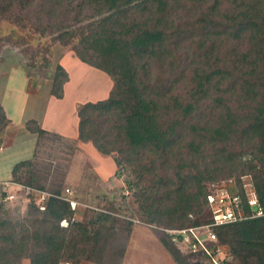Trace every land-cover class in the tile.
<instances>
[{"label": "trees", "instance_id": "obj_1", "mask_svg": "<svg viewBox=\"0 0 264 264\" xmlns=\"http://www.w3.org/2000/svg\"><path fill=\"white\" fill-rule=\"evenodd\" d=\"M36 1L44 17L55 20L54 31H60L74 12L78 15L72 21L87 22L80 32L75 57L110 77L112 89L107 99L78 107L77 138L66 140L74 145L90 142L102 155H118L136 177L134 187L139 189L136 200L143 223L168 230L212 223L207 201L211 190L206 191L202 183L215 181L219 174L227 175L228 163L230 167L244 165L243 150L229 154L228 147L233 141L240 146L251 145L250 154L257 156L259 164L257 180L255 176L251 180L238 179L233 187L225 183L220 186L238 194L244 205L248 199L257 200L264 211V0H184L202 6L207 12L217 11L225 4L233 7L227 17L231 25L226 30L231 31L230 37L237 43L248 45L221 67L195 70L193 87L184 103L172 95L165 101L167 94L159 86L150 85V71L146 67L170 41L165 27L169 0H80L77 10L73 6L78 0ZM73 35L74 31L70 36ZM87 52L91 57L86 58ZM57 71L50 95L62 99L63 86L69 77L61 65ZM206 110L212 113L211 117H206ZM216 112L218 116L212 119ZM6 124L8 120L0 106V125ZM25 128L36 140L37 136L49 133L40 127L31 129L29 122ZM30 160L13 166L10 181L54 194V190L34 178L31 171L34 163ZM24 168L29 178L21 177ZM251 168L255 170L256 166ZM120 173L118 169L109 182ZM23 197L31 211L45 215V229L40 225L32 235L25 231V237L20 238L15 234L0 236V242L12 252L27 256L30 264H59L69 249L62 234L68 228H60L59 222L69 219L74 211L69 203L57 198H49L41 209L35 194ZM122 198L120 214L134 218L126 197ZM202 206L207 220L190 222L187 216L193 208ZM103 219L110 220L108 216ZM212 231L219 245L231 248L232 264L235 261L239 264L237 258L242 264H264L255 263L252 258L255 252L264 253V216L213 227ZM76 234H72L73 239ZM162 237H158L159 241L178 262L177 254L181 256L182 252L171 235L163 231ZM3 250L0 248V256ZM67 255L74 257L73 253ZM184 258L190 262L192 254L187 251ZM231 263L227 258L222 261Z\"/></svg>", "mask_w": 264, "mask_h": 264}, {"label": "rangeland", "instance_id": "obj_2", "mask_svg": "<svg viewBox=\"0 0 264 264\" xmlns=\"http://www.w3.org/2000/svg\"><path fill=\"white\" fill-rule=\"evenodd\" d=\"M37 3L36 0H0V106L8 120L6 126L0 125V146L11 122L7 114L11 118L16 114L20 115L14 110L19 100L26 99L27 105L34 103L38 107H43L45 96L47 92L50 95L53 79L59 73L57 66L62 65L61 60L63 68L68 71L65 70L68 77L69 73L71 74L72 82L68 88L66 101L54 106L57 114H60L55 119L64 120L75 104L77 112L78 107L86 102L107 99L112 89L113 82L111 83L110 77L81 64L75 57L74 50L79 47L80 32L87 22L72 21L71 19L78 15L74 12L69 16V20L64 22L60 31H54L55 20L44 17ZM79 3L80 0L73 6L76 10ZM212 3L213 1L209 5ZM25 5L30 7L27 8ZM230 9L233 10V7L225 4L217 11L207 12L200 5H191L184 0H169L165 27L169 31L170 41L158 58L146 65L147 71H150V85L159 86L163 93L167 94L165 101L168 102V96L172 95L184 103L193 87L195 70L203 67L212 69L216 66L221 67L229 62L232 56L248 48L246 43H237L232 39L231 31L226 30L228 24L231 25L227 20L232 13ZM57 22L60 25V22ZM73 31L75 35L70 36ZM89 57L91 53L87 52L86 58ZM205 115L208 118L212 113L206 110ZM214 116H218V113L213 114L212 119ZM69 118L71 119L70 115ZM27 122L31 129L41 128L37 119L28 118L24 126ZM66 139L51 132L37 136L34 156L30 160L34 163L31 171L35 173L34 178L40 182L39 184L60 191L58 193L52 191L57 196L65 188H70L72 199L78 203L71 217L59 222L60 228H68L67 232L62 234L65 235L69 248L65 252L67 257L65 256L59 264H127L125 253L133 228L139 226L142 230L148 229L157 238L162 237L163 231L167 233L166 231L170 230L143 223L136 200L139 189L134 187L137 183L136 177L118 155L105 156L90 142H78L74 145ZM16 145L18 149L14 146L11 150L0 153V179L4 178L5 173L9 168L12 169V165L18 160L30 157L31 147L27 146L26 140H21ZM228 148L230 155H234L240 149L245 152L241 160L244 165L240 166L239 163L230 167L228 163L227 175L219 174L215 181H203L202 185L206 191L219 192L220 189H224L220 186L222 183L233 187L238 179L251 180L256 176L257 180L259 164L257 156L254 153L250 154L251 145L240 146L233 141ZM252 166H256V169L253 170ZM118 169L121 172L119 177L109 182ZM26 170L27 168L21 170L23 179L30 177L25 174ZM3 183L0 182V236L15 234L20 238L25 237L26 232L32 235L40 225L45 229V215L31 211L26 198L17 195L11 202L5 201L8 189ZM12 192L17 193L16 190ZM123 196L126 197V204L134 212L133 220L119 212V206L124 202ZM205 211V206L193 208L187 217L190 222H202L207 220ZM104 216H108L110 220L105 221ZM35 223L36 226L33 227ZM72 234H76L74 239ZM162 238L168 243L166 238ZM6 247L7 245L0 242V248L4 249L0 256L3 257L0 264H30L27 256L16 254ZM221 249L231 263L233 261L231 248L222 245ZM68 253H73L74 257L69 258ZM137 256L141 258L138 259L140 263L143 257L139 254ZM252 258L255 263L264 262V253L255 252ZM237 259L239 264H242L241 260ZM172 260L175 262L173 258ZM176 260L178 262L175 264L196 263L194 260L190 262L185 260L184 253H181V256L177 254ZM205 263L203 259L197 260V264ZM234 264H238V261Z\"/></svg>", "mask_w": 264, "mask_h": 264}, {"label": "crops", "instance_id": "obj_3", "mask_svg": "<svg viewBox=\"0 0 264 264\" xmlns=\"http://www.w3.org/2000/svg\"><path fill=\"white\" fill-rule=\"evenodd\" d=\"M78 62L80 61L78 60ZM60 63L62 64L61 66L64 67L62 60L60 61ZM80 63L83 64L82 62ZM84 65L88 66L86 64ZM68 81L70 82L65 83L63 86L62 99H56L53 96H50L47 92L43 107H38L34 103H32L31 105H27L26 99L25 101L19 100V104L17 102L14 110L16 112H19L20 115L16 114L13 118H11V116L7 114L11 122L7 127L5 136L3 137L2 144L0 146V153L11 150L12 148H14V146L16 149H18L19 147L16 144L21 140H26L27 146L31 147L30 157L24 160H18L15 164L12 165V167L19 162L30 160L34 154V150L36 147V137L34 134L29 133L24 126V122L25 120H28V118L37 119L41 128L47 132L55 133L66 138H77L78 118L76 115V104H72L73 106L69 114L71 116V119L69 118V115H67L64 120L62 118L55 119L60 114H57L58 112H56L54 106L63 104L67 99L68 88L72 82L70 73ZM108 87H110V84ZM27 106L29 107L28 109ZM12 112H14L13 109ZM65 120H67L69 124L68 122H65ZM14 150L15 149H13V151ZM11 171L12 169L9 168V171L5 173V176L6 174L7 176H4V178L0 179V182L3 183L9 181L11 179ZM140 228L141 227L139 226L133 228L130 243L125 253V262H127V264H175L168 252L162 246L159 239L150 230H142ZM138 254L139 256L143 257V259L140 260V263H138V259L141 258L137 256Z\"/></svg>", "mask_w": 264, "mask_h": 264}, {"label": "built area", "instance_id": "obj_4", "mask_svg": "<svg viewBox=\"0 0 264 264\" xmlns=\"http://www.w3.org/2000/svg\"><path fill=\"white\" fill-rule=\"evenodd\" d=\"M7 187V196L5 201L11 202L17 195L35 194L38 204L43 209L44 203L49 198H57L69 203L71 210L77 208V201L72 199V191L70 188H65L62 193L57 196L49 192L25 188L11 181L4 182ZM12 190H16L14 193ZM208 204L212 210V223L198 227H191L180 230L166 231L172 237V242L182 252L187 251L192 254L191 260L196 261L203 259L205 264H222L225 258L224 251L222 252L221 245L217 242V236L212 231L213 227L225 226L236 222H241L249 219H257L264 216V211L255 199H248L244 205L242 198L229 190L220 189L219 192L210 193L207 196ZM245 207L248 211H245ZM211 246H214L211 248ZM200 261V260H199ZM200 263V262H198Z\"/></svg>", "mask_w": 264, "mask_h": 264}]
</instances>
